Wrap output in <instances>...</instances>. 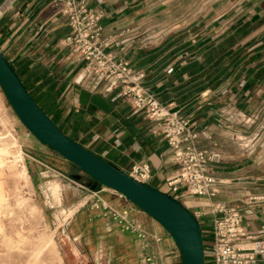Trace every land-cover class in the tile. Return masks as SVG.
<instances>
[{
	"label": "crops",
	"instance_id": "1",
	"mask_svg": "<svg viewBox=\"0 0 264 264\" xmlns=\"http://www.w3.org/2000/svg\"><path fill=\"white\" fill-rule=\"evenodd\" d=\"M236 4L223 5L219 8L222 14L217 16L215 9L205 6V13L192 16L189 22L201 17L222 22L225 30L214 39L237 24L252 28L237 45L247 57L240 79L216 91L204 90L189 101L169 100L166 104L190 119L196 130H206L211 135V140H199L201 148L215 144L222 152V163L214 165L219 183L218 193L211 203H223L239 211L244 237L237 245L251 253L255 263L264 264V200H255L264 196V126L260 122L263 113L248 106L264 102V91L260 90L264 86V0H239ZM88 6L103 13L104 33L119 39L129 35L131 25L138 18L165 8L166 2L88 0ZM68 33L66 21L53 0H4L0 4V51L15 70L23 64L41 69L44 76L38 77L31 89L47 84L43 91L49 87L56 92L57 111L50 115L53 122L73 141L125 173L136 163H147L151 178L146 185L172 197L167 182L178 168L166 141L151 133L152 125L142 111L115 98L116 92L107 91L105 82L84 73L83 63L62 43ZM214 39L208 37L205 42L198 39L194 45L176 52L163 71L169 74L177 60L198 52L202 45ZM121 42L111 50L130 62L137 52L146 56L156 54V48L127 51ZM163 83L164 80L156 76H146L144 81L152 94L161 89ZM173 84L178 85V82ZM237 88L240 109L223 117L212 95ZM219 117L221 124L215 125ZM49 156L60 165L68 162L53 150ZM36 159L35 162L43 165L40 162H44L43 159ZM75 168L79 170L78 175L68 176L80 191L73 194L65 206L74 209L66 226L70 242L68 263L144 264L143 258L147 255L155 264H183L176 243L157 220L120 193L98 184ZM53 171L62 174L60 169ZM207 205L208 201L197 198H186L182 204L191 214L205 210ZM112 210L119 215L126 213L125 219L140 225L146 237L140 238L124 229L123 223L112 217ZM210 222L208 212L198 219L204 241L210 239Z\"/></svg>",
	"mask_w": 264,
	"mask_h": 264
},
{
	"label": "rangeland",
	"instance_id": "2",
	"mask_svg": "<svg viewBox=\"0 0 264 264\" xmlns=\"http://www.w3.org/2000/svg\"><path fill=\"white\" fill-rule=\"evenodd\" d=\"M164 1L165 8L138 18L131 25L129 35L115 38L116 41H122L127 51L135 52L155 49L171 37L179 38L177 46L183 47L194 45L198 39L205 42L208 37L214 39L223 32L226 25L201 16L190 23L191 17L203 15L205 6L215 9L216 16L221 15L220 7L236 6L239 0ZM260 90L264 91V86ZM238 91V88L227 89L212 95L223 117L240 109ZM248 106L261 110L260 122L264 126V102ZM220 119L216 118L215 125L221 124ZM234 123L238 125L237 119ZM0 146L9 149L4 157L6 164L0 168V185L5 195V204L0 210V264H71L66 261L67 256L70 259L66 226L74 209L65 206L71 196L80 191L68 176L78 175L79 170L70 162L60 165L49 156L51 150L28 132L1 88ZM19 155L21 160L13 162V157ZM35 156L44 160H39L43 165L35 162ZM57 169L61 175L53 171Z\"/></svg>",
	"mask_w": 264,
	"mask_h": 264
},
{
	"label": "built area",
	"instance_id": "3",
	"mask_svg": "<svg viewBox=\"0 0 264 264\" xmlns=\"http://www.w3.org/2000/svg\"><path fill=\"white\" fill-rule=\"evenodd\" d=\"M53 4L69 29L62 43L77 61L83 63L84 73L105 82L107 91L116 92L115 98L142 111L152 125L151 133L166 141L172 161L178 168L176 175L167 182L172 198L181 205L186 198L208 201L205 210L192 214L197 222L207 212L211 215L210 239H202L204 264H257L251 253L237 245L244 237L239 211L223 203H211L218 193L219 183L214 165L223 161V154L215 144L206 148L199 146L201 138L211 140V135L206 130H196L190 119L181 116L171 104L160 103L147 90L145 71L135 68L129 59L111 50L118 42L113 35L104 33V15L91 9L88 0H53ZM127 174L146 185L151 178V169L147 163H136ZM255 200L263 201L264 196ZM125 214L111 211L112 217L119 219L124 229L145 238L141 226L127 221ZM143 261L144 264H155L147 255Z\"/></svg>",
	"mask_w": 264,
	"mask_h": 264
},
{
	"label": "water",
	"instance_id": "4",
	"mask_svg": "<svg viewBox=\"0 0 264 264\" xmlns=\"http://www.w3.org/2000/svg\"><path fill=\"white\" fill-rule=\"evenodd\" d=\"M0 88L20 122L35 139L157 220L176 243L183 264H204L200 226L194 216L171 196L137 182L66 136L35 103L1 51Z\"/></svg>",
	"mask_w": 264,
	"mask_h": 264
},
{
	"label": "trees",
	"instance_id": "5",
	"mask_svg": "<svg viewBox=\"0 0 264 264\" xmlns=\"http://www.w3.org/2000/svg\"><path fill=\"white\" fill-rule=\"evenodd\" d=\"M2 2L4 0H0V4ZM251 29V27H242L239 24L234 25L224 34L202 45L198 52L177 60L169 74L163 71L164 67L175 57L176 52L187 47L186 45H184L185 47L177 46L181 41L179 38L166 40L162 45L156 47V54L152 53L146 56L142 52H137L131 57V64L137 69H143L146 76H156L157 79L164 80L162 88L153 91L160 103L166 104L169 100L179 103L186 102L204 90L216 91L222 85L228 82L233 85L240 79L247 57L245 51L237 45ZM165 52L167 54H164ZM159 53L162 54L161 59H159L161 55ZM11 69L35 103L51 119L50 115L57 111L56 92L49 87L43 91L47 84L31 89L35 80L44 76L41 69L39 67L31 68L26 64L19 65L16 70L13 67ZM24 76L25 78H23ZM183 76H187V79H184ZM174 81H177L178 85H174ZM57 127L61 130L59 126Z\"/></svg>",
	"mask_w": 264,
	"mask_h": 264
},
{
	"label": "bare ground",
	"instance_id": "6",
	"mask_svg": "<svg viewBox=\"0 0 264 264\" xmlns=\"http://www.w3.org/2000/svg\"><path fill=\"white\" fill-rule=\"evenodd\" d=\"M2 138V137H1ZM4 138V137H3ZM10 139V138H9ZM3 141V140H2ZM4 141H6V140H4ZM7 142V141H6ZM6 145H9V143L8 144H6ZM9 154V149L7 148V147H3V146H0V168L1 167H3L5 164H4V157L6 156V155H8ZM17 159L18 160H21V156L19 155V156H15V157H13V162H16L17 161ZM18 167V166H17ZM7 203V202H6ZM4 204H5V195H4V191H3V189H2V187H1V185H0V210H1V208L4 206Z\"/></svg>",
	"mask_w": 264,
	"mask_h": 264
}]
</instances>
